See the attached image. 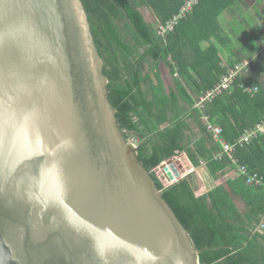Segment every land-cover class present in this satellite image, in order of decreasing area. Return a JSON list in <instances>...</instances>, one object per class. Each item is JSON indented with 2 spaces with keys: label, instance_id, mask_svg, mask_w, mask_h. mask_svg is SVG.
Returning a JSON list of instances; mask_svg holds the SVG:
<instances>
[{
  "label": "water",
  "instance_id": "1",
  "mask_svg": "<svg viewBox=\"0 0 264 264\" xmlns=\"http://www.w3.org/2000/svg\"><path fill=\"white\" fill-rule=\"evenodd\" d=\"M108 83L81 0H0V264H201Z\"/></svg>",
  "mask_w": 264,
  "mask_h": 264
},
{
  "label": "trees",
  "instance_id": "2",
  "mask_svg": "<svg viewBox=\"0 0 264 264\" xmlns=\"http://www.w3.org/2000/svg\"><path fill=\"white\" fill-rule=\"evenodd\" d=\"M81 1L88 12L92 33L103 58L110 101L117 110L118 125L126 139L137 140L138 161L152 173L164 199L189 232L199 250L200 263L264 264V229L261 228L264 222V184L261 187L247 184L253 175H258L264 182V135L245 147L237 148L233 159L224 156L217 160L222 147L207 131L202 119L199 127L204 137L191 148L183 146L184 124L174 129L163 128L170 120L174 104L182 101L185 109L192 111L195 103L180 77L187 78V85L199 96L215 87L223 75L229 73L230 70L225 73L216 67L219 59L213 44L206 48L200 46L202 38L199 32L203 31L198 21L209 17L206 4L215 6L218 13L235 0H200L187 18L164 36L159 34V26L171 22L190 0ZM142 10L152 12L157 22L147 23ZM213 53L216 62H213ZM209 59L211 64L216 63L206 69L210 77L199 76L200 85L192 82L190 72L199 74V66L210 64ZM165 62H169L172 74L179 76L169 96L165 95L160 70V64ZM244 84L255 86L240 76L231 91L207 104L201 113L208 117L210 123L224 129L223 139L229 143H234L246 130L264 120V114L249 122L237 120V105L245 110L246 104L254 108L261 102L264 104L260 95L245 93L242 89ZM229 115L237 121V126L230 123ZM175 124L180 125L181 121ZM177 153L185 154L195 169L205 164L215 181L231 172L237 174L224 185L203 195H198L200 184L195 174L164 187L153 172L175 158ZM241 168H246L248 175H242ZM238 200L244 203V209L237 206Z\"/></svg>",
  "mask_w": 264,
  "mask_h": 264
},
{
  "label": "crops",
  "instance_id": "3",
  "mask_svg": "<svg viewBox=\"0 0 264 264\" xmlns=\"http://www.w3.org/2000/svg\"><path fill=\"white\" fill-rule=\"evenodd\" d=\"M212 4L214 5V3ZM206 6L209 17H202L198 21L199 27L201 31H203L201 33L199 32V34H201L200 38H202L200 46L206 48L210 46V44H213L217 50V57L219 59L216 67L221 68L225 73L231 70L236 63H242L248 59V61H250L249 72L242 75V80L258 87L260 91L255 95H260L264 100V0H235L229 7L226 5V9L218 13H216L217 9L215 6L210 7L208 4H206ZM213 15L215 16L213 17ZM212 51H214V48H212ZM208 62H210V64L199 66V74L190 72L192 75V82L200 85L201 76L210 77L206 69L209 65L211 68L214 67L213 64L216 63L211 64L212 62L210 59ZM213 62H216L214 53ZM160 70L165 83V95L169 96L171 91L175 89L174 84L176 80H179V76L178 74H172L169 62L162 64ZM224 76L225 75H223V77ZM186 80L188 79L180 77V81L184 84L186 91L195 100V105L205 92L198 96L190 89ZM232 103L235 104L237 102L233 101ZM194 105L191 111L185 109V104L182 101L177 105L174 104V109L169 115L170 120L163 127L165 129L168 127L174 129L177 126L182 127V124H184L183 146L187 148H191L196 141L204 137V133L201 132L199 127L201 124L202 112L194 108ZM235 110V116L238 121L241 123H243L244 120L245 122H249L256 116L264 114V104L261 102L255 108L246 104L245 110L242 106L237 105ZM229 118L232 119L230 123L237 126V121L231 115H229ZM178 120L181 121L180 125L175 124ZM130 140L138 151L137 140ZM177 156H184L188 161L185 154H178ZM190 166L192 167L191 164ZM182 171H185V174L188 173L187 176L192 174L197 176L200 184L198 195L209 193L210 190L224 185L229 178L236 175V173L231 172L223 179L215 181L212 179L205 166L200 169L194 168L193 173H190L192 172L191 170L187 172L186 168ZM237 206L241 209L245 207L241 200L237 201Z\"/></svg>",
  "mask_w": 264,
  "mask_h": 264
},
{
  "label": "built area",
  "instance_id": "4",
  "mask_svg": "<svg viewBox=\"0 0 264 264\" xmlns=\"http://www.w3.org/2000/svg\"><path fill=\"white\" fill-rule=\"evenodd\" d=\"M199 1L200 0L188 1L178 16L174 17V19L171 22H169L166 26H159L158 28L159 34L164 36L167 33L172 32L182 20L187 18V16L192 12L193 8L198 5ZM249 68H250V61H248V59L247 61L236 64L234 68H232L229 71V73L226 76H224L222 80L215 87L205 91V93L199 98V100L194 105V108L198 109L200 112H203L207 104L212 103L215 99L223 95L225 92L231 91L235 86L238 77L249 72ZM253 87L256 86H247V84L242 85V89L244 90V92L250 95H255L259 92V91H252L251 88ZM202 120L206 124L207 131L212 134V137L215 140V142L219 143L222 147V152L218 155L217 160H221L224 156H228L229 158L233 159V155L237 150V148L245 147L251 144L252 141L264 135V120H263L256 127L246 130L245 133L240 138H238L234 143H229L223 139L224 129L221 126L210 123L208 121V117H205L204 115H202ZM176 157L184 158V156H176ZM180 165H181V170L186 168L184 167L183 164ZM202 166H205V164H202ZM191 171L192 172L190 173H193L194 168L191 167ZM240 172L242 175H248V171L246 168H241ZM153 173L158 177V179L161 181L164 187H168L177 182L176 179L175 181L169 182L166 174L160 168L156 169ZM187 174L184 175L182 178L187 177ZM247 184L249 186L261 187L264 184V182L263 179L260 178L258 175H253L249 177ZM261 228L264 229V222L262 223Z\"/></svg>",
  "mask_w": 264,
  "mask_h": 264
},
{
  "label": "rangeland",
  "instance_id": "5",
  "mask_svg": "<svg viewBox=\"0 0 264 264\" xmlns=\"http://www.w3.org/2000/svg\"><path fill=\"white\" fill-rule=\"evenodd\" d=\"M141 14L143 15L145 21L147 23H152V24H155L157 21H156V18L155 16L153 15L152 12H149V11H146V10H142L141 11ZM163 63L160 64V69H161V66H162Z\"/></svg>",
  "mask_w": 264,
  "mask_h": 264
},
{
  "label": "clouds",
  "instance_id": "6",
  "mask_svg": "<svg viewBox=\"0 0 264 264\" xmlns=\"http://www.w3.org/2000/svg\"><path fill=\"white\" fill-rule=\"evenodd\" d=\"M252 91H260V89L258 87H253L251 88Z\"/></svg>",
  "mask_w": 264,
  "mask_h": 264
}]
</instances>
